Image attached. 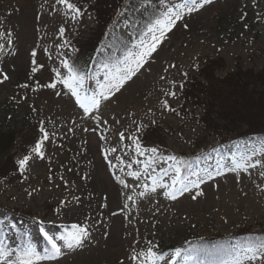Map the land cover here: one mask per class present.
I'll return each instance as SVG.
<instances>
[{
  "label": "rangeland",
  "instance_id": "374dc122",
  "mask_svg": "<svg viewBox=\"0 0 264 264\" xmlns=\"http://www.w3.org/2000/svg\"><path fill=\"white\" fill-rule=\"evenodd\" d=\"M123 1L108 0L107 11L97 15L95 0H71L79 14L58 0H0V134L15 135L12 163L29 158L17 180L0 173V248L7 255L0 264H18L25 250L33 253V264H144L152 244L169 248L155 252L158 264H189L184 248L194 239L264 230V137L242 140L231 131H246L245 118L254 129L264 128V0H212L191 13L181 7L185 0H149L154 9H139L135 23L122 12ZM169 11L183 18L161 35L156 22ZM100 28L114 34L126 54L92 75L76 74L82 78L78 97L60 82L70 76L65 62L79 48L86 52ZM153 44L155 51L140 60ZM215 60L220 68L207 82L199 67ZM129 70L134 74L122 81ZM196 81L197 100L183 101L182 86ZM53 82L56 88L47 87ZM232 83L239 89H230ZM209 92L213 110L235 113L228 126L218 116L216 125L201 123L205 100L197 93ZM92 97L98 107L90 106ZM34 124L47 133L43 158L24 146ZM5 155L0 152V168ZM188 157L195 170L190 166L182 174ZM241 161L255 167L232 171ZM235 182L247 187L236 200L239 207L219 211L206 203L213 193L208 185ZM185 185L190 191L168 195ZM248 190L258 201H248ZM177 199L196 208L177 209ZM198 221L203 229L189 231ZM74 225L87 230L80 245L68 234ZM22 235L30 236L25 244ZM48 236L60 248L55 258ZM238 244L235 238L228 242L232 256L225 264H264L259 255L247 259L252 252Z\"/></svg>",
  "mask_w": 264,
  "mask_h": 264
},
{
  "label": "trees",
  "instance_id": "16d2710c",
  "mask_svg": "<svg viewBox=\"0 0 264 264\" xmlns=\"http://www.w3.org/2000/svg\"><path fill=\"white\" fill-rule=\"evenodd\" d=\"M108 0H95V11L97 12V15H100L101 12H106V5H107ZM71 2V0H69ZM148 10L152 9V5L149 4V0H124L122 3V12L128 19H134L133 14L139 10V8L146 7ZM102 15V14H101ZM114 17V16H112ZM110 17L108 20L114 22L115 19ZM105 18V19H106ZM98 19V18H97ZM100 21V20H99ZM103 28V27H102ZM102 28L98 31V34L94 37L95 38V43L92 42V45L88 46V49L86 52H80V48L78 49V52L72 57V59L69 60L67 63L69 67H71L75 74H83L87 73V69L89 66L92 64L94 66H102L104 64H111L112 57L114 54H118V49L120 47L123 49V45H121V41L117 39L114 34H109L105 35L102 33ZM219 63H216L215 61H211L209 64L204 65L203 67H199V76L204 77V79L209 82V79L214 76L215 71L219 69L220 67L217 66ZM201 72H204L202 74ZM264 75V74H263ZM241 80H239L240 82ZM197 83V81H196ZM235 85L238 84L237 82L234 83ZM194 82L192 86L189 88V85L181 88V93H182V98L184 99L183 101L189 102L190 99L195 98L197 100V97L194 96V93L197 91L199 83L195 84ZM242 87L248 89L246 85H242ZM230 89L233 90H238L239 88H235L233 83L229 87ZM242 93H247L246 90H242ZM210 93V92H209ZM198 95V98L200 100L204 99V107H205V117L201 118V123L204 124L205 127L210 126V124L216 125V118L215 116H218L219 120L223 124L225 123L226 126L227 123H232L233 120L230 119V117H234L232 112L233 110L229 108H220L216 111L213 110L212 107L214 104L211 102H208V98H212L213 94L210 93V95L206 94L205 96ZM192 99V100H195ZM207 101V102H206ZM216 104V103H215ZM219 104V103H217ZM231 108V107H230ZM250 111V110H249ZM248 111V112H249ZM247 112V109H243L241 113ZM251 113V112H249ZM245 119H242V123H247L248 128H246V131L241 132L239 130H231L235 136H239L241 139H246L249 137V135H257L259 138L264 137V128H256L254 129V126H250L249 122ZM10 120V118H9ZM214 127V126H213ZM40 125L34 124L32 127V131L29 133L28 140L24 143L25 148L27 150L35 149L37 145L42 146V144L47 140L44 139V133L46 132L41 131ZM216 128V127H214ZM2 130V127H0V132ZM15 142V135L11 131L8 133V135H1L0 134V152L3 153V155L6 156L7 162L5 161L3 163V166L0 168L2 175L6 176L5 178L11 180H17V177L19 178V175H21V168L20 165L16 162L12 163V158L13 155H9L10 150L13 147V143ZM10 160L11 166L8 165V162ZM191 165H194V161L192 159H189V162L187 165H184L182 167L183 172L185 173L187 171V168ZM13 166V167H12ZM11 169H13L11 171ZM0 227H1V222H0ZM246 235L245 241H242V237ZM235 238L237 242L240 244V246L243 247H248V248H256L257 246L264 244V230L262 229H257V230H252V229H245L241 228L238 231H236L232 235H218L215 237H207V238H202L199 240L194 239L193 241L189 242L187 246L184 248L187 250L188 254L194 258L196 261H205L209 264L211 263H218L224 260V258H228L231 254L230 248L228 245V242L230 239ZM168 247H164L162 244L158 245L156 244V247H154L153 250L155 252L159 253L163 250H168ZM227 254V255H226Z\"/></svg>",
  "mask_w": 264,
  "mask_h": 264
},
{
  "label": "snow or ice",
  "instance_id": "6c2138e0",
  "mask_svg": "<svg viewBox=\"0 0 264 264\" xmlns=\"http://www.w3.org/2000/svg\"><path fill=\"white\" fill-rule=\"evenodd\" d=\"M59 3L61 4H65L66 7L74 12L79 14V9L75 8V6L73 4H71L69 2V0H58ZM212 0H200V2L198 3V0H185V3L181 6V7H186L189 11V13L197 10L198 7H203L205 4L207 3H211ZM182 14L179 11H169L166 12L163 16V19L161 20H157V25H160V31H161V35H163L164 29H168L170 30L175 22L177 20L182 19ZM185 27H187V25H185ZM63 32V29H61V33ZM154 40H156V37H153ZM157 43H159V41L157 40ZM156 45L153 44L151 46L150 49L146 50L143 54H141L140 56V60H143V57L146 55H149L151 51H155ZM33 55H35V53H33ZM65 67L68 68L69 73H72L67 79L60 81L61 83H64L67 87H69L72 91L73 94L77 95L79 97V93L77 92L76 89V85H78L80 79L74 70L69 67L67 65V63L65 62ZM33 71H36V69L34 68ZM134 74L133 70H129L128 74L125 75L124 77L121 78V80H126V79H130L131 76ZM59 75V74H58ZM4 79L7 80L8 77L7 75L4 76ZM2 82V81H0ZM24 87H27V85H24ZM47 87L50 88H56V82H53L52 84L47 85ZM118 87V86H116ZM167 95H171V96H175L174 92H170L167 93ZM90 106L91 107H98L99 106V100L96 97H92L91 101H90ZM81 107L85 108V111H89V107L85 106V104L81 103ZM164 107L168 108L169 110H173L170 109L169 105L167 104V101L164 102ZM41 131L43 132V128H41ZM44 139H47V133H44ZM264 150V149H262ZM34 151L37 153V155L40 158H43V153L40 151V145H37V147L34 149ZM150 151L152 152H156V149H151ZM141 154H143V152H141ZM169 159H176L175 157H169ZM248 159L250 160L251 157H248ZM29 158L25 157L23 160L20 161V168L23 170L25 168V166L28 163ZM255 167V165H247L245 166V163L243 161L238 162L235 167H233L231 170L232 171H236L237 169L243 168L245 171H247V167ZM210 178H211V174H209ZM201 183L203 181H200ZM156 181L155 179H153V187L151 188L152 192L156 191V187H155ZM193 187H199V183L193 181L192 182ZM176 191H179L181 194L183 192H187L190 191V188L185 185L183 188L181 189H177L175 191L169 192L168 195L172 198L175 199L176 198ZM141 195H144V193H141ZM195 199V197H193ZM131 199V198H130ZM76 231L71 235V240L76 244V245H80L82 243V238L87 236V230L84 228H81L79 225H74L73 226ZM49 242L52 244V248L54 250V254L52 257L50 258H55V256L60 255V248L57 246L55 240L53 237L48 236L47 237ZM69 248L73 247V243H69L67 245ZM250 252H252L251 256H248L247 259H251V260H255L258 258V255L260 258H264V244L259 245L256 248L253 249H249ZM33 255V253L31 252V250H25V255L24 257L18 258V264H33L31 256ZM175 255L176 256H180L181 255V249L177 248L175 249ZM143 257H144V264H158V261L161 259V257L159 255H157L151 248L148 249V251L146 253H143ZM0 258L2 259H7V255L4 253L3 249L0 248ZM133 259H137V257H133ZM8 264H17V262L14 261H10L8 262ZM235 264H241V262L239 260H237L235 262Z\"/></svg>",
  "mask_w": 264,
  "mask_h": 264
},
{
  "label": "bare ground",
  "instance_id": "6f19581e",
  "mask_svg": "<svg viewBox=\"0 0 264 264\" xmlns=\"http://www.w3.org/2000/svg\"><path fill=\"white\" fill-rule=\"evenodd\" d=\"M156 32H159V29ZM244 187L245 186L243 185V183H240V182H235L232 184L228 183L225 186H218V185H215L212 183V184L208 185L207 188H212L211 191H213V193L212 194L208 193V195L205 196L204 199L207 201L206 202L207 204H210V207L215 206L216 209L219 211L225 210V209L226 210L231 209L234 206L237 208V207H239V205H238L239 202H236V200L237 199H238V201L240 200L239 198L241 197V195H240L241 191H243L244 193H247V187H246V190H244ZM249 191L250 190H248V192ZM257 195L258 194H256L255 192H251V196L247 197V198H250L248 201H250L252 199V197H256V199L258 201L259 198ZM184 197H186V196H184ZM248 204H250V202H248ZM184 207L187 209L196 208L187 199H177L175 208H177V209L183 208L184 209ZM173 209H174V207H173ZM211 219L212 218H210V220ZM201 223H202V221L193 222L191 224V226H193V227H191V228L189 227L190 228L189 231L195 230L196 233L200 232L201 229H203V227H204V224H201ZM198 225H199V228H197ZM182 229H184V228H182ZM242 255H240L239 258Z\"/></svg>",
  "mask_w": 264,
  "mask_h": 264
}]
</instances>
